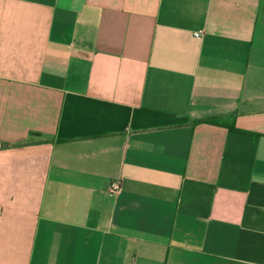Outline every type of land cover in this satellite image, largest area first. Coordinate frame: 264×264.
Listing matches in <instances>:
<instances>
[{"label":"crops","instance_id":"1","mask_svg":"<svg viewBox=\"0 0 264 264\" xmlns=\"http://www.w3.org/2000/svg\"><path fill=\"white\" fill-rule=\"evenodd\" d=\"M0 264H264V0H0Z\"/></svg>","mask_w":264,"mask_h":264},{"label":"built area","instance_id":"2","mask_svg":"<svg viewBox=\"0 0 264 264\" xmlns=\"http://www.w3.org/2000/svg\"><path fill=\"white\" fill-rule=\"evenodd\" d=\"M201 36V32L196 33L195 37L199 38ZM121 190V183L120 182H116V183H112L111 184V188H110V192H119Z\"/></svg>","mask_w":264,"mask_h":264}]
</instances>
